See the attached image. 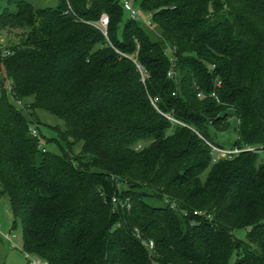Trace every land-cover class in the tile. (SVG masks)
<instances>
[{"label": "trees", "instance_id": "obj_1", "mask_svg": "<svg viewBox=\"0 0 264 264\" xmlns=\"http://www.w3.org/2000/svg\"><path fill=\"white\" fill-rule=\"evenodd\" d=\"M6 1L0 195L24 252L46 264H264L261 154L214 163L199 136L213 142L234 118L232 144H264V0H139L156 38L119 0ZM37 108L63 121L59 152L32 134Z\"/></svg>", "mask_w": 264, "mask_h": 264}, {"label": "rangeland", "instance_id": "obj_2", "mask_svg": "<svg viewBox=\"0 0 264 264\" xmlns=\"http://www.w3.org/2000/svg\"><path fill=\"white\" fill-rule=\"evenodd\" d=\"M35 6L54 7L57 4V0H31ZM6 0H0V12L6 6ZM134 7H139V0L133 2ZM128 13H124V18H127ZM144 26H146L153 38L157 37L156 27L148 14L140 16ZM122 23L119 24L121 27ZM13 33L6 31L0 32V37L4 39L5 43L8 38L13 37ZM166 54L170 56V50H166ZM0 78H2V84L4 88H8L9 81L5 77L4 67L0 64ZM30 99H28L29 101ZM35 120L30 128L36 130V136L41 139L42 148L48 149L54 152H59L57 144L54 142L57 139L55 127H63V121L59 119L55 114L42 109L37 108L34 110ZM231 126L225 131H216L213 128L210 129L211 139L214 143L230 146L236 137V133L233 129L235 125L234 118L230 119ZM33 134V133H32ZM80 148V143L76 145L75 151ZM115 198H118L115 196ZM33 260L41 261V258L33 253H26L23 249V235L21 219L18 216H14L9 198L6 193L0 195V264H30Z\"/></svg>", "mask_w": 264, "mask_h": 264}, {"label": "built area", "instance_id": "obj_3", "mask_svg": "<svg viewBox=\"0 0 264 264\" xmlns=\"http://www.w3.org/2000/svg\"><path fill=\"white\" fill-rule=\"evenodd\" d=\"M134 1L135 0H119L122 8L124 9V11L126 13H128L129 17L138 18L140 15H139L138 9L136 7H134V5H133ZM107 23H108L107 15L102 14L100 19H99V22H98V27L103 32V34H106ZM1 41H2V38L0 37V43H1ZM137 69L141 73V80L144 81V78L146 76L145 70L139 64H137ZM217 85H219V82H217ZM198 95L200 97L203 96L202 93H198ZM211 95H214V92H212ZM151 102L153 103V105H155L153 100H151ZM168 118L174 122H177V123L184 125V123L180 122L179 120H176L175 118H172L170 116H168ZM32 133L34 135L36 134V130L34 128L32 129ZM199 136L205 141L207 146L210 148L211 154H212V162H214V163L218 162L220 160H231L242 152L260 153L262 159L264 160V144H259V145L231 144L230 146H221V145H217V144L205 139L201 134H199ZM30 264H46V263L44 261L33 260L32 262H30Z\"/></svg>", "mask_w": 264, "mask_h": 264}]
</instances>
